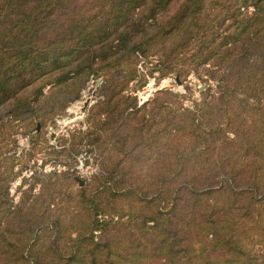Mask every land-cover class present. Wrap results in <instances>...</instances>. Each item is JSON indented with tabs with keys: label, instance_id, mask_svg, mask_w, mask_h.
<instances>
[{
	"label": "trees",
	"instance_id": "obj_1",
	"mask_svg": "<svg viewBox=\"0 0 264 264\" xmlns=\"http://www.w3.org/2000/svg\"><path fill=\"white\" fill-rule=\"evenodd\" d=\"M190 71L218 91L139 104L149 78ZM99 79L95 185L60 160L78 150L44 146L68 170L15 201L29 166L3 145ZM0 264H264V0H0Z\"/></svg>",
	"mask_w": 264,
	"mask_h": 264
},
{
	"label": "rangeland",
	"instance_id": "obj_2",
	"mask_svg": "<svg viewBox=\"0 0 264 264\" xmlns=\"http://www.w3.org/2000/svg\"><path fill=\"white\" fill-rule=\"evenodd\" d=\"M199 74L196 71H190L188 75L181 77L179 73H175L160 83L149 78L147 86L136 93L140 101L139 104L153 98L157 91L172 90L180 95L184 107L193 109L196 103L203 100L202 93L212 95L218 91L219 86L217 82L211 80L207 73L200 71ZM157 75L158 73L155 74V76ZM102 83L101 79L89 82L86 89L81 93L80 99L72 103L61 116H57L48 122L46 127H38L36 131L31 132L24 128H15L14 134L3 145V153L6 157L4 160L11 158L21 162L16 165L15 172L24 167L25 163L29 166L27 170L23 171L22 176L12 183L10 193L14 196L15 201L20 198L21 194L18 192V188L22 185L24 177L31 181L30 177L33 176V173L40 175L41 172L49 174L54 171L68 170L67 167L61 165L54 166V161L50 160L51 157L45 153V150L39 151L40 147L43 148L44 146L47 149L54 147L58 151H62L64 148L66 150L73 148L78 150L77 153H73L69 157L61 156L60 160L64 164H71V172L75 174V179L79 182L78 188L95 185L94 178L100 175V165L107 162L110 157L108 154L99 153L98 150L94 151V149H90L93 153H89L91 151L88 150L87 146L84 148V145L89 140L88 114L91 107L99 100L97 92ZM48 90L49 88L45 93ZM33 147L36 150L34 156L32 155ZM47 161L49 162L46 163ZM80 181L84 182L83 186H80ZM27 187L28 185L24 186V189ZM39 189L40 187H37L35 192H39Z\"/></svg>",
	"mask_w": 264,
	"mask_h": 264
},
{
	"label": "water",
	"instance_id": "obj_3",
	"mask_svg": "<svg viewBox=\"0 0 264 264\" xmlns=\"http://www.w3.org/2000/svg\"><path fill=\"white\" fill-rule=\"evenodd\" d=\"M178 80V79H177ZM84 182L80 181V186H83Z\"/></svg>",
	"mask_w": 264,
	"mask_h": 264
}]
</instances>
